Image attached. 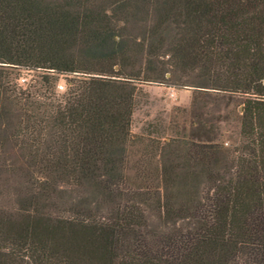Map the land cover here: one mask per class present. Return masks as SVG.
I'll return each mask as SVG.
<instances>
[{"label": "trees", "instance_id": "16d2710c", "mask_svg": "<svg viewBox=\"0 0 264 264\" xmlns=\"http://www.w3.org/2000/svg\"><path fill=\"white\" fill-rule=\"evenodd\" d=\"M146 84L240 106L237 142L132 135ZM0 264H264V0H0Z\"/></svg>", "mask_w": 264, "mask_h": 264}, {"label": "rangeland", "instance_id": "374dc122", "mask_svg": "<svg viewBox=\"0 0 264 264\" xmlns=\"http://www.w3.org/2000/svg\"><path fill=\"white\" fill-rule=\"evenodd\" d=\"M26 70L32 80L26 89L17 88L15 80ZM9 87L16 93L39 96L40 94H55L61 96L67 91V83L74 77L72 75L53 74L38 69H19L15 67L5 69ZM47 81V84L44 83ZM51 86V87H50ZM58 86L62 89L58 90ZM141 93L130 116L129 130L132 135L149 137L157 140L189 138L194 128L195 114H200L205 125H212L218 129L217 133L210 135L211 142L232 145L237 142V123L234 120L235 106L227 107L218 104L215 108L207 99L197 94H213L197 91L192 87H165L156 84L141 86ZM32 100V98H31ZM202 105V106H201ZM146 229L149 231H163L159 215L151 210H144Z\"/></svg>", "mask_w": 264, "mask_h": 264}, {"label": "built area", "instance_id": "2783aa9c", "mask_svg": "<svg viewBox=\"0 0 264 264\" xmlns=\"http://www.w3.org/2000/svg\"><path fill=\"white\" fill-rule=\"evenodd\" d=\"M31 71L30 70H26L24 71L16 80V86L17 88H20V89H26L28 88L31 83H32V80L29 78L28 74L30 73ZM58 90H61L62 87L61 86H58L57 87Z\"/></svg>", "mask_w": 264, "mask_h": 264}, {"label": "water", "instance_id": "95a60500", "mask_svg": "<svg viewBox=\"0 0 264 264\" xmlns=\"http://www.w3.org/2000/svg\"><path fill=\"white\" fill-rule=\"evenodd\" d=\"M239 110H240V108H239Z\"/></svg>", "mask_w": 264, "mask_h": 264}]
</instances>
